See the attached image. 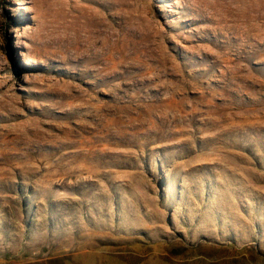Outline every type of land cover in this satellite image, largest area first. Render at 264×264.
Returning a JSON list of instances; mask_svg holds the SVG:
<instances>
[{"label":"rangeland","instance_id":"rangeland-1","mask_svg":"<svg viewBox=\"0 0 264 264\" xmlns=\"http://www.w3.org/2000/svg\"><path fill=\"white\" fill-rule=\"evenodd\" d=\"M0 264H264V0H0Z\"/></svg>","mask_w":264,"mask_h":264}]
</instances>
